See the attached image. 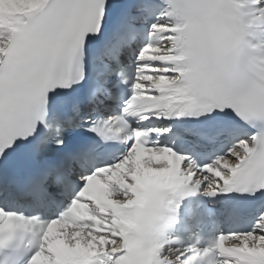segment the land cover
Wrapping results in <instances>:
<instances>
[{"label":"snow or ice","instance_id":"obj_1","mask_svg":"<svg viewBox=\"0 0 264 264\" xmlns=\"http://www.w3.org/2000/svg\"><path fill=\"white\" fill-rule=\"evenodd\" d=\"M0 264H264V0H0Z\"/></svg>","mask_w":264,"mask_h":264}]
</instances>
